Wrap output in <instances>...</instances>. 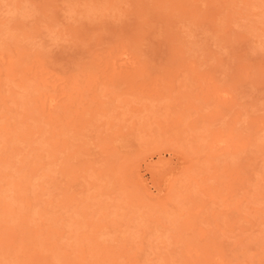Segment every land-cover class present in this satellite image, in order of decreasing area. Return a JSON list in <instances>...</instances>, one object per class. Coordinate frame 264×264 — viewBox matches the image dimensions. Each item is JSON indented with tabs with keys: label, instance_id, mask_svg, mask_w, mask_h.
Returning <instances> with one entry per match:
<instances>
[{
	"label": "rangeland",
	"instance_id": "374dc122",
	"mask_svg": "<svg viewBox=\"0 0 264 264\" xmlns=\"http://www.w3.org/2000/svg\"><path fill=\"white\" fill-rule=\"evenodd\" d=\"M0 264H264V0H0Z\"/></svg>",
	"mask_w": 264,
	"mask_h": 264
},
{
	"label": "bare ground",
	"instance_id": "6f19581e",
	"mask_svg": "<svg viewBox=\"0 0 264 264\" xmlns=\"http://www.w3.org/2000/svg\"><path fill=\"white\" fill-rule=\"evenodd\" d=\"M161 159V158H160Z\"/></svg>",
	"mask_w": 264,
	"mask_h": 264
}]
</instances>
